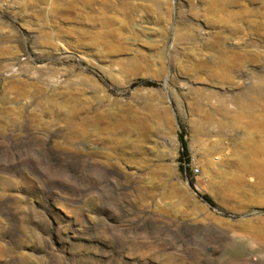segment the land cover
Returning <instances> with one entry per match:
<instances>
[{"label": "rangeland", "instance_id": "374dc122", "mask_svg": "<svg viewBox=\"0 0 264 264\" xmlns=\"http://www.w3.org/2000/svg\"><path fill=\"white\" fill-rule=\"evenodd\" d=\"M0 264H264V0H0Z\"/></svg>", "mask_w": 264, "mask_h": 264}, {"label": "trees", "instance_id": "16d2710c", "mask_svg": "<svg viewBox=\"0 0 264 264\" xmlns=\"http://www.w3.org/2000/svg\"><path fill=\"white\" fill-rule=\"evenodd\" d=\"M146 84L154 85L155 83L152 82V81H146ZM180 140H181V146H182L181 155L183 157H186L188 155V150H187L186 142L182 138V132L180 133ZM205 199L212 204V201H211V199L209 197L205 196Z\"/></svg>", "mask_w": 264, "mask_h": 264}, {"label": "built area", "instance_id": "2783aa9c", "mask_svg": "<svg viewBox=\"0 0 264 264\" xmlns=\"http://www.w3.org/2000/svg\"><path fill=\"white\" fill-rule=\"evenodd\" d=\"M196 172L198 171V170H195Z\"/></svg>", "mask_w": 264, "mask_h": 264}]
</instances>
